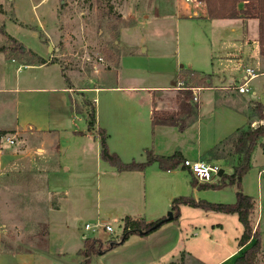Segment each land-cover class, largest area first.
Wrapping results in <instances>:
<instances>
[{"label": "rangeland", "instance_id": "obj_1", "mask_svg": "<svg viewBox=\"0 0 264 264\" xmlns=\"http://www.w3.org/2000/svg\"><path fill=\"white\" fill-rule=\"evenodd\" d=\"M173 1L0 0V31L9 36L5 37L0 33V87H43L47 82L59 79L62 70L66 76H71L77 89L74 93L76 110L90 113L94 103L87 99L85 93H80L83 92L80 90L96 87L103 78L105 85H126L134 81L147 85L172 83L171 74L162 75L160 72L170 71V67L177 61L186 70L191 64L187 60L190 50L186 48L187 35L184 32L188 34L191 31L190 33L197 35L202 31L201 24L184 23L182 27L186 30L180 28L184 32L177 37ZM14 40L18 43L15 44ZM36 42L44 47L51 44L52 52L47 56L46 62H55L54 66L41 69L24 66L31 61L36 62L34 55L28 53L31 50L29 47ZM134 50L140 53L135 54V58H128L119 71H116L119 66L115 60H108L111 54L121 60ZM196 61L192 65L201 69L199 72L215 74L214 84L220 85L224 77L229 79V75L219 74L229 64L211 62L204 57ZM96 68L99 69L98 72ZM105 73L107 74L104 75ZM261 82H264V78L252 85ZM88 95L94 97V94ZM28 98L27 94L21 95L25 104L29 102ZM37 102L41 108L49 105V99L44 95H39ZM13 104L16 105V101ZM71 122L73 125L69 128L78 132L88 128L85 117L80 116ZM13 134L16 137L15 143H18L16 146L0 144V253H35L38 254V264H83L85 258L77 253L83 246L84 239L81 237L90 235L85 233L84 225L92 224L96 219L109 222L116 230V235L99 231L93 238H88L99 241L95 248L104 250L110 242H119L123 234L120 227H123L124 220L115 218L113 211L116 208L110 207L117 201L107 193L105 183L108 177L106 171L114 169L97 156L93 140H77L74 137L76 134L60 132L58 144L46 149L40 144L41 135L34 134L32 129L27 128L24 132ZM261 143H264V137L254 154V166L252 162L253 168H250L244 178L247 189L254 198L260 193V200L256 199L260 201L263 219L261 229L264 233V172L258 177V172L264 170V154L259 149ZM125 155L124 158L118 156L126 164L133 160L138 163L145 161L143 155ZM218 163L228 174L230 165L223 161ZM60 164L81 172L82 186L87 192V198L90 197L88 207L86 206L87 209L90 208V211L87 210L88 214L86 209L81 212V206L76 205L70 209L66 206V211L57 212L61 194L50 191L48 173L61 170ZM71 179L75 181L77 176H72ZM98 182L102 185H97ZM201 191H209L202 195L209 203L234 204L237 199V192L233 193L227 187ZM169 212L170 210L165 217ZM182 213L181 226L184 230L197 211L188 208ZM234 218L227 221L223 214L208 212L207 220L210 225L222 224L226 229V233L217 231L213 234V239L218 240L227 235L236 242L243 227L237 217ZM262 236L264 244V234ZM141 238L131 236L124 245L102 256L93 257L90 264H138L135 252L138 253L143 246ZM194 242L197 256L187 254L188 259L179 256L172 264H214L230 251L224 244V239L211 247L203 245L201 241ZM251 245L252 243L244 250ZM46 252V255H40ZM256 264H264L262 251L257 256Z\"/></svg>", "mask_w": 264, "mask_h": 264}, {"label": "crops", "instance_id": "obj_2", "mask_svg": "<svg viewBox=\"0 0 264 264\" xmlns=\"http://www.w3.org/2000/svg\"><path fill=\"white\" fill-rule=\"evenodd\" d=\"M173 7L175 8L173 16H176L177 37L184 32L180 31L184 23L195 22L202 25L201 34L195 35L190 33L191 31L188 34L184 32L185 36L187 35L186 48L190 50L187 60L191 64L186 70L199 72L198 70L201 69L192 64L197 62L196 60H200L201 57L210 59L211 62L219 61L230 65L220 71L219 74L229 75V79L224 77L220 85L214 84L215 74L199 72L202 77H210L207 82L211 83V87L200 88V91L196 92L197 101L195 102L198 106V117L185 131L180 132L177 127L171 126L152 127V117L155 111L170 114L179 112L178 97L180 90L183 89V84L179 81V74L183 66H179L178 61L170 67V71L160 72L162 75L171 74L172 83L147 85L141 81H134L126 85L119 83L105 85V78H103V80H99L100 84L96 87L80 90L83 91L80 93H85L87 99L94 103L96 126L92 132H88V128L83 132L69 128L73 125L71 120L75 121L82 116L88 123V119L86 112L76 113L77 102L74 93L77 89L70 75L67 76L70 84L66 82L62 70L59 79L49 81L43 87H0V131L20 133L27 128L32 129L34 134L41 135L40 144L46 149L47 147L52 148L55 143L58 144L60 132H69L71 135L76 134L74 137L77 140H93L97 156H99L98 129H104L108 135L107 143L110 151L117 153L122 158L126 156L125 154L132 156L139 154L143 155V160L146 161L145 151L152 150L158 156L170 157L175 153H180L184 160L197 161L210 160L207 156L208 152L238 130L246 128L249 124L255 128L263 125L264 122L259 120L254 109L257 104L264 108V82L252 85L260 78H264V56L261 54L259 44V20L255 18L209 19L206 3L201 0L191 2L174 0ZM244 8V2L237 5L238 10H244ZM29 49L45 61L52 52L51 44L44 47L39 42L30 46ZM141 52L144 53V50ZM139 53L134 50L131 55L122 57L116 71L121 70L128 58H135V54ZM54 65L47 62L46 65L24 66L41 69ZM247 70L252 71L255 77L247 84L248 91L245 94H240L234 88L245 82ZM89 93L94 94V97H89ZM23 94L30 97L26 104L21 100ZM39 95H44L49 99L47 107L44 105L41 108L38 105ZM13 101H16V105L13 104ZM259 142H261V138L251 154L250 166L252 162L254 166V154ZM259 149L264 154V143L260 144ZM181 164L177 169L171 171L161 170L157 163L143 172L119 173L112 167L114 170H107L108 177L105 179L107 193L117 201L113 207H110L116 208L113 211L115 218H120L123 221L128 217L132 220H145L147 223H151L164 217L171 209L173 200L178 197H192L196 201H206L202 195L209 191H201L192 187L191 181L194 178ZM60 167L61 170L48 173L50 191L61 194L57 212L66 211L67 207L70 209L76 205L77 207L81 206V212H85L86 209L88 214L87 210L90 211V208L87 209L86 206L90 202V197L87 198V192L82 186L81 172L70 170L67 165L60 164ZM251 168L253 167L251 166ZM228 171V174L233 172L231 168ZM263 171L258 172V177ZM75 175L77 179L73 181L71 177ZM97 185L102 184L98 182ZM227 188H230L233 193H238L234 186H227ZM242 192L252 197L256 203L253 221L261 233L262 255H264L262 236L264 233L261 229L263 219L260 212V201H257V199L260 200V193L254 198L247 189L245 178L242 179ZM188 208L197 211V213L194 214L193 220L188 221V218H185L188 221L187 228L182 230V212ZM208 212L211 211L181 206L180 219L177 224L175 222L168 223L149 237H140L144 242L138 253L135 252L136 262L138 264H172L182 254L186 259L189 258L187 254L197 256L194 241H201L203 245L211 247L218 244L220 239H224V244L230 248V251L214 264H234L236 258L245 251L238 246L241 236L237 237L236 242L227 235L224 238H219V236L218 240L213 239V234L217 231L226 233V229L222 224L210 225L207 220ZM223 215L227 221L235 219L234 217L238 219L237 215ZM102 221L109 224L106 220ZM86 225L88 223L84 225V231L90 235H83L82 240L91 238V236L93 238V235L96 234L86 231ZM46 254L47 252L40 253V255ZM37 257L38 254L35 253H0V264H38Z\"/></svg>", "mask_w": 264, "mask_h": 264}, {"label": "trees", "instance_id": "obj_3", "mask_svg": "<svg viewBox=\"0 0 264 264\" xmlns=\"http://www.w3.org/2000/svg\"><path fill=\"white\" fill-rule=\"evenodd\" d=\"M199 1V0H198ZM206 3L208 18L209 19H238V18H255L259 20V44L261 47V54L264 56V0H201ZM245 3L244 10H238L237 5L239 3ZM0 33L9 37L4 31ZM14 43L18 42L14 40ZM34 55L36 62H29L24 64L31 65H46L47 62L35 55L31 50L28 52ZM108 60L114 61L119 66V57H114L112 54L108 57ZM55 64V62H51ZM64 78L68 84L69 79L64 74ZM208 76L202 77L199 72L189 71L182 69L179 74V81L183 84L182 90L179 92L178 105L179 112L170 114L166 112L153 113L152 127L156 126H171L177 127L180 132L185 129L198 117V106L194 99L192 89L196 88H210L211 83L207 80ZM255 112L260 121L264 122V108L257 104L255 106ZM79 114L80 111L76 110ZM88 121V132H92L96 126V111L95 107L90 113L86 111ZM14 132L0 131V137L7 134H13ZM264 137V124L257 128L252 127L249 124L246 128L238 130L235 134L228 137L220 145L210 150L207 154L211 161L227 162L232 169V174L224 173L221 177V183L217 184H198L195 179H192L191 185L199 190H220L227 186H234L237 188V199L234 204H215L206 201H196L192 197H178L173 200L171 204L170 212L173 214V220L168 221L166 217H162L155 222L147 223L145 220H132L126 217L124 219L125 227L124 232L119 242H110L108 247L104 250L96 249L95 244H98V240L85 239L83 248L77 253L78 256L85 258L83 264H90L93 257H99L107 252L124 245L131 236H139L142 238L149 237L153 233L157 232L164 225L171 222H178L180 219V207L188 206L194 209H201L204 211H211L216 213L237 215L240 224L243 227V233L238 241V246L241 249H245L248 245H252L247 248L238 258H236L234 264H256L257 256L262 251V237L259 228L255 227L253 216L256 209V203L250 196L243 194L242 192V179L250 171V159L251 154L260 138ZM98 138L100 143V159L105 163H108L111 167L115 168L119 173L121 172H143L149 166L157 163L159 168L163 171L175 170L184 161L180 153H175L170 157L155 155L152 150H146V161L138 163L132 161L131 163H124L116 153H111L108 147V135L104 129H98ZM46 237H48V226L46 231ZM27 253V252H26ZM185 256L181 255V258Z\"/></svg>", "mask_w": 264, "mask_h": 264}, {"label": "built area", "instance_id": "obj_4", "mask_svg": "<svg viewBox=\"0 0 264 264\" xmlns=\"http://www.w3.org/2000/svg\"><path fill=\"white\" fill-rule=\"evenodd\" d=\"M186 1L191 2L193 0H186ZM98 71L99 69L96 68V72ZM254 77L255 76L253 75V72L250 70H247V73L245 75V82L242 85L235 87L234 89L240 94H245L248 91L247 84ZM199 91H200L199 88L192 89L195 101H197L196 92H199ZM15 140H16V137L14 134L6 135L3 137H0V144L1 146L3 144L9 145V146L11 145L16 146L18 143H15ZM181 166L186 168L190 172V174L193 176V178L197 181L198 184H217L219 185L221 183V177L219 176L220 172L223 171V174L226 173L222 165H220L216 161H211V160H197V161L184 160ZM263 172H261L259 175L261 176ZM124 227H125V223L123 227H120V229H122V233L124 232ZM85 230L91 231L93 233H98L99 231H103V232H108L110 235H114V236L116 235V230L110 224L105 223L102 220H97L96 222L90 225L89 224L86 225Z\"/></svg>", "mask_w": 264, "mask_h": 264}, {"label": "water", "instance_id": "obj_5", "mask_svg": "<svg viewBox=\"0 0 264 264\" xmlns=\"http://www.w3.org/2000/svg\"><path fill=\"white\" fill-rule=\"evenodd\" d=\"M222 175H223V171L220 172L219 176L222 177ZM173 218H174V217H173L172 212H169V213L167 214V216H166V219H167L168 221H172ZM175 223L177 224V222H175Z\"/></svg>", "mask_w": 264, "mask_h": 264}]
</instances>
